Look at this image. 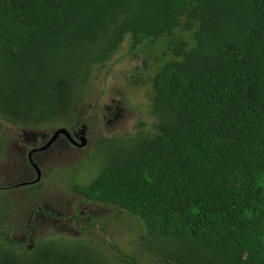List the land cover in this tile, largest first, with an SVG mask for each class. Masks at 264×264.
<instances>
[{
    "label": "trees",
    "instance_id": "1",
    "mask_svg": "<svg viewBox=\"0 0 264 264\" xmlns=\"http://www.w3.org/2000/svg\"><path fill=\"white\" fill-rule=\"evenodd\" d=\"M127 39L168 42L153 126L98 140L74 193L139 218L151 264H264V0H0V163L4 123L75 133ZM3 197L0 264H89L79 240H10Z\"/></svg>",
    "mask_w": 264,
    "mask_h": 264
},
{
    "label": "rangeland",
    "instance_id": "2",
    "mask_svg": "<svg viewBox=\"0 0 264 264\" xmlns=\"http://www.w3.org/2000/svg\"><path fill=\"white\" fill-rule=\"evenodd\" d=\"M170 58L165 39L136 50L127 39L99 73L95 93L76 118L75 133L87 145L79 148L62 135L49 149L35 153L38 182L28 154L43 147L56 129L4 123L8 146L0 163V195L9 214L10 240L31 249L38 237L62 236L79 240L89 264H151L139 218L113 206L92 204L72 187L84 183L99 162L98 140L130 137L141 126L152 128L151 79Z\"/></svg>",
    "mask_w": 264,
    "mask_h": 264
},
{
    "label": "water",
    "instance_id": "3",
    "mask_svg": "<svg viewBox=\"0 0 264 264\" xmlns=\"http://www.w3.org/2000/svg\"><path fill=\"white\" fill-rule=\"evenodd\" d=\"M62 135L65 136L74 146L83 148L87 145L86 139L82 136H79L76 139L72 136V134L67 129L60 128V129L55 130L51 139L43 147L33 149L32 151L29 152V155H28L29 161L37 172V179L35 182H38L40 180L41 172L37 164L34 163L32 156L37 152H41V151L49 149L55 143V141Z\"/></svg>",
    "mask_w": 264,
    "mask_h": 264
},
{
    "label": "flooded vegetation",
    "instance_id": "4",
    "mask_svg": "<svg viewBox=\"0 0 264 264\" xmlns=\"http://www.w3.org/2000/svg\"><path fill=\"white\" fill-rule=\"evenodd\" d=\"M74 138H78L79 137V135L78 134H76V133H74L73 135H72ZM29 155V154H28ZM33 157V156H32ZM29 159V158H28ZM30 162V161H29ZM35 163V162H34ZM32 165V164H31ZM33 167V166H32Z\"/></svg>",
    "mask_w": 264,
    "mask_h": 264
}]
</instances>
